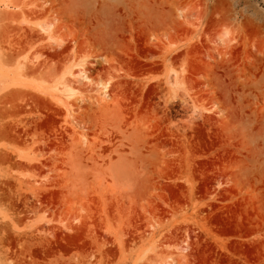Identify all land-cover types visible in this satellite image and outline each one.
Returning <instances> with one entry per match:
<instances>
[{
	"label": "rangeland",
	"instance_id": "374dc122",
	"mask_svg": "<svg viewBox=\"0 0 264 264\" xmlns=\"http://www.w3.org/2000/svg\"><path fill=\"white\" fill-rule=\"evenodd\" d=\"M0 264H264V0H0Z\"/></svg>",
	"mask_w": 264,
	"mask_h": 264
},
{
	"label": "bare ground",
	"instance_id": "6f19581e",
	"mask_svg": "<svg viewBox=\"0 0 264 264\" xmlns=\"http://www.w3.org/2000/svg\"><path fill=\"white\" fill-rule=\"evenodd\" d=\"M49 27V26H48ZM79 73H78V77L76 78V81L77 82H80L81 80L83 81V80H86V79H88V77L86 76V72H85V69L83 70V69H81V70H79L78 71ZM77 75V74H76ZM168 82H171V81H169V79H168ZM167 82V83H168ZM169 84V83H168ZM99 85V87L97 88V91H98V93L99 94H105V92H106V87H107V85L105 84V82H104V84H102V83H100V84H98ZM69 95V94H68Z\"/></svg>",
	"mask_w": 264,
	"mask_h": 264
}]
</instances>
